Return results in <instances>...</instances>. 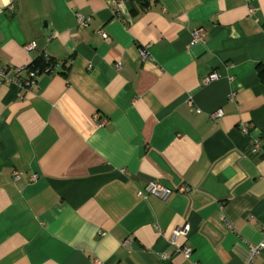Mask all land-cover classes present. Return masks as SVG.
<instances>
[{
	"label": "crops",
	"instance_id": "obj_1",
	"mask_svg": "<svg viewBox=\"0 0 264 264\" xmlns=\"http://www.w3.org/2000/svg\"><path fill=\"white\" fill-rule=\"evenodd\" d=\"M259 64L264 0H0V264H264Z\"/></svg>",
	"mask_w": 264,
	"mask_h": 264
},
{
	"label": "built area",
	"instance_id": "obj_2",
	"mask_svg": "<svg viewBox=\"0 0 264 264\" xmlns=\"http://www.w3.org/2000/svg\"><path fill=\"white\" fill-rule=\"evenodd\" d=\"M112 1H113V3H116V0H112ZM78 22H79V25H83L85 23V20H84L83 17H79L78 18ZM101 35H102L103 38H107L108 37V35L105 32H101ZM198 35H199V33L197 32L195 34V36H198ZM35 47H36V44H35L34 41L28 42L24 46L25 50H27V51H31V50L35 49ZM141 54L143 55V57L146 56V53H144L143 51L141 52ZM44 57L47 58V55L44 54ZM119 66H120V64H118V67ZM46 68L50 69V67H46ZM6 69H7V66L0 67V76H2L4 74ZM22 70H26L28 75H27V77L25 79H21V80L20 79L19 80L15 79V81H14L15 84L18 87H24V88L32 86L35 83L36 76H37V74L39 73L40 70L38 68H35V69L31 68L30 69V68H27V67H18L14 71H15V73H18V72H20ZM216 77H217V75L215 73H212L209 76L203 78V83L206 84V83L216 79ZM17 176H18V174L15 173V177H17ZM145 191H147V193H151V194H154V195H157V196H160V197H165L166 195H168L171 192V189L163 186L162 184H160L158 182H152V183H150L147 186ZM185 230H186V226L182 230H175V232L173 233V237L178 232H181V231L183 232ZM262 237H264V231H262ZM257 249H258L257 246L252 248L251 249V254L254 255L257 252ZM180 253L183 256H185L186 258H189L191 253H192V248L189 247V246H186V247H184V248H182L180 250ZM163 258H164V256H163ZM249 264H251V263H249Z\"/></svg>",
	"mask_w": 264,
	"mask_h": 264
},
{
	"label": "trees",
	"instance_id": "obj_3",
	"mask_svg": "<svg viewBox=\"0 0 264 264\" xmlns=\"http://www.w3.org/2000/svg\"><path fill=\"white\" fill-rule=\"evenodd\" d=\"M52 64H54V62L51 58L49 57L46 58L44 56H41V58L34 60L31 63L30 67L32 69H35V68L42 69L45 67H51ZM257 74H258L260 81L264 83V64H259L257 66Z\"/></svg>",
	"mask_w": 264,
	"mask_h": 264
},
{
	"label": "snow or ice",
	"instance_id": "obj_4",
	"mask_svg": "<svg viewBox=\"0 0 264 264\" xmlns=\"http://www.w3.org/2000/svg\"><path fill=\"white\" fill-rule=\"evenodd\" d=\"M5 2H6V0H5Z\"/></svg>",
	"mask_w": 264,
	"mask_h": 264
}]
</instances>
